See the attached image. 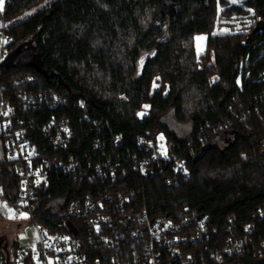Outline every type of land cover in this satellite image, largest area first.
I'll list each match as a JSON object with an SVG mask.
<instances>
[{"label":"trees","instance_id":"16d2710c","mask_svg":"<svg viewBox=\"0 0 264 264\" xmlns=\"http://www.w3.org/2000/svg\"><path fill=\"white\" fill-rule=\"evenodd\" d=\"M218 2L224 9L222 20L247 10L264 19V0H244L246 9H226L228 0H8L0 14L10 22V53L22 47L13 68L1 70L3 83L10 86L13 79L30 75L33 84L8 89L31 95L56 93L66 103L55 109L43 105L18 110V116L40 126L52 117L66 119L73 127L69 146L58 150L38 129L29 131L38 158L54 162L73 156L85 168L107 159L118 161L125 170H120L114 187L140 192L150 212L174 219L208 215L210 228L217 229L207 240L209 246L227 237L229 217L235 216L241 227L264 207V32L248 42L255 23L247 33L213 35ZM198 34H208L214 68L198 67ZM150 52L153 56L139 73L141 55ZM246 61L249 73L238 85ZM213 75L219 81L212 85ZM156 76L162 84L152 91ZM80 99L86 102L85 110L76 107ZM170 114L179 123H191L187 139L166 124ZM161 134L189 170L188 178L180 177L171 189L162 173L146 177L131 168L144 152L139 139ZM229 137L226 148L214 145ZM98 141L101 150L96 149ZM110 184L99 178L74 182L61 174L52 176L50 189L38 192L34 219L51 231L61 228L64 221L56 213L65 209L68 199ZM18 196L19 177L0 135V198L16 203ZM255 239L264 240V219L256 221ZM18 245L17 237L9 241L5 232L0 234V256L13 255ZM236 259L264 264V257L251 255L227 258L225 263Z\"/></svg>","mask_w":264,"mask_h":264},{"label":"built area","instance_id":"2783aa9c","mask_svg":"<svg viewBox=\"0 0 264 264\" xmlns=\"http://www.w3.org/2000/svg\"><path fill=\"white\" fill-rule=\"evenodd\" d=\"M7 3L8 0H3L0 14ZM9 25L10 22L0 16V135L7 159L14 162L19 177V200L16 203L0 200L13 214L5 221L13 223L14 238L24 232L27 225L32 226L35 234L31 243L19 241L9 262L6 255L0 256V264H226L227 258L238 255L264 257V240L255 239L256 221L264 219V207L253 213V221L241 227L236 224L235 216L229 217L227 237L209 246L207 240L217 234V229L210 228L208 215L174 219L161 211L150 212L140 192L124 193L114 187L120 170H125L118 161L107 159L85 168L73 156L54 162L38 158L29 131L38 129L49 146L58 150L69 146L73 127L66 119L52 117L40 126L31 118L27 121L18 116V110L31 111L43 105L55 109L66 103L63 96L56 93L31 95L8 89L33 84L35 78L30 75L13 79L10 86L3 83L1 70L13 43ZM76 107L85 110L86 102L80 99ZM262 143L264 146V141ZM95 145L101 150L99 141ZM138 147L144 152L135 157L132 170L146 177L162 173L168 189L175 186L180 177L188 178L186 160L172 152L173 146L167 141L159 137L140 138ZM57 174L74 182L99 178L111 184L106 189L97 188L68 199L65 209L56 213V217L64 221L63 227L51 231L40 224L41 219H34L35 203L38 192L48 191L52 176ZM68 222L75 231L68 227ZM190 246L194 249L188 248ZM231 264L244 263L236 259Z\"/></svg>","mask_w":264,"mask_h":264},{"label":"rangeland","instance_id":"374dc122","mask_svg":"<svg viewBox=\"0 0 264 264\" xmlns=\"http://www.w3.org/2000/svg\"><path fill=\"white\" fill-rule=\"evenodd\" d=\"M229 4L227 7L228 8L231 6H238L242 9H246L244 5V0H228ZM48 3H45L41 5L39 8L36 10H33L30 14L32 15L35 13L37 10L43 9L46 7ZM223 6L220 2L216 5V12H217V17H216V25H215V30H213L212 34L216 35H227L229 33H247L250 31L252 26L255 25L260 20V16H258L256 13H254L252 10H247L246 12L240 14V15H234L231 19H221V15L223 12ZM222 20V21H221ZM170 22H166V25H164V31L167 33L168 25ZM207 40H208V34H198L194 37V42H195V50L197 54V59H198V67L200 69H207V68H214L215 65V60H214V55L211 50H208L207 48ZM153 56V53H147V54H142L139 62H138V71L141 73L142 68L144 67L146 61ZM247 62L245 63V66L242 65L241 71L237 77V84L240 85L242 82V78L245 75H248L249 70L245 68L247 67ZM211 84H215L216 82L219 81V77L217 75H213L211 77ZM161 79L156 76L153 79L152 82V91L157 90L161 87ZM148 107L146 106L144 108L145 111H142L140 113V116L143 117L145 115V112H147ZM166 124L170 127L172 131H174L181 139H187L191 133H192V125L190 122L187 123H179L176 121L173 115H168L167 118L165 119ZM160 139L166 141L167 138L164 134H161L159 136ZM232 139L231 137L229 138H222L219 139L215 142V146L221 149L226 148L229 143H231ZM11 214V213H10ZM9 212L7 209L5 210V213H1L0 216L3 217V221H0V234L5 232L7 234V238L9 241L13 240L14 232H13V223L5 221L7 218L5 216H10ZM42 226L43 223H41ZM31 225H27L26 230L17 236V241L25 240L29 238V235L32 234L30 231Z\"/></svg>","mask_w":264,"mask_h":264},{"label":"water","instance_id":"95a60500","mask_svg":"<svg viewBox=\"0 0 264 264\" xmlns=\"http://www.w3.org/2000/svg\"><path fill=\"white\" fill-rule=\"evenodd\" d=\"M264 32V19H260L257 23L256 26L253 30V32L248 36L247 41H252V39L254 38L255 35ZM22 51V47L16 48L13 52H11L7 58V60L5 61L3 67L6 70H9L11 68H13V65L16 61V58L18 56V54ZM39 69V68H38ZM40 71V69H39ZM68 227L71 228V230L75 231L72 223L68 222L67 223ZM8 246L5 247V249L7 250ZM7 256V262H9L10 260V255L9 253L6 254Z\"/></svg>","mask_w":264,"mask_h":264},{"label":"crops","instance_id":"0c3cea01","mask_svg":"<svg viewBox=\"0 0 264 264\" xmlns=\"http://www.w3.org/2000/svg\"><path fill=\"white\" fill-rule=\"evenodd\" d=\"M6 209H7V211L10 214L11 212H10L9 207L3 201L0 200V214L1 213H5V210ZM12 217H13V214L12 213L10 214V216H8V215L5 216V218H8V219H11ZM30 231L32 232V234H30L31 235V239L30 238H27L25 240H22V242H24V243H31L33 241L32 236L35 234V231H34L33 228H31Z\"/></svg>","mask_w":264,"mask_h":264},{"label":"snow or ice","instance_id":"6c2138e0","mask_svg":"<svg viewBox=\"0 0 264 264\" xmlns=\"http://www.w3.org/2000/svg\"><path fill=\"white\" fill-rule=\"evenodd\" d=\"M3 6V0H0V9H2Z\"/></svg>","mask_w":264,"mask_h":264}]
</instances>
